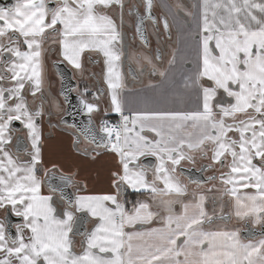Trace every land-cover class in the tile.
I'll list each match as a JSON object with an SVG mask.
<instances>
[{"label":"snow or ice","instance_id":"obj_1","mask_svg":"<svg viewBox=\"0 0 264 264\" xmlns=\"http://www.w3.org/2000/svg\"><path fill=\"white\" fill-rule=\"evenodd\" d=\"M124 8L125 0H15L0 7V209L22 218L14 236L0 222V264H264V231L245 242L239 228L207 230L215 209L209 214L207 196L190 193L181 179L182 163L201 159L209 161L204 169L218 166L219 176L207 182L219 180L221 187L213 183L207 191L229 197L233 209L225 215L221 208L218 218L234 215L264 229V0H197L191 9L182 8L195 32L194 70L185 88L199 103L191 111L133 109L122 100ZM152 8L153 0H145L146 16L136 12V31L145 44L144 20L157 23ZM113 9L120 10L117 18ZM162 23L168 31V19ZM54 49L60 62L81 71L85 53L104 58L109 106L103 111L118 113L120 121L102 120L99 135L94 126L79 131L95 145V155L104 149L118 161L108 193L67 195L65 188L80 183L76 173L61 172V185L52 184L60 169L45 165L38 121L46 114L44 91L50 86L46 56ZM142 60L166 77L152 57ZM174 60L173 55L169 64ZM88 92L85 87L79 95L91 125L104 93H92L89 101ZM14 122L30 139L24 160L8 151L11 133L18 131ZM73 146L80 151L79 137ZM142 157L156 162L144 164ZM191 182L198 188L203 183ZM127 189L147 198L129 207L121 199ZM85 215L95 224L80 233L77 252ZM155 221L161 226L147 227Z\"/></svg>","mask_w":264,"mask_h":264},{"label":"flooded vegetation","instance_id":"obj_2","mask_svg":"<svg viewBox=\"0 0 264 264\" xmlns=\"http://www.w3.org/2000/svg\"><path fill=\"white\" fill-rule=\"evenodd\" d=\"M15 0H0V7H9V5L13 4ZM197 0H153V8L152 14L156 18L157 23L153 24L152 21H146L147 31H148V46L145 47L135 35V19L136 12L139 14H144L146 16L145 11V0H125V8L123 10V24L121 25V32L123 36V47H122V59H121V73L122 76L126 79L124 84L127 88H136L142 89L148 92H155L158 87H161L160 91L165 90H173L176 87L175 82V65L178 60H181L179 51H181L184 46L185 41L195 43L193 36L195 32L193 31V26L191 24V20L189 17L185 15V12L182 8L191 9L192 5L195 4ZM50 6H54L50 2ZM182 6V7H180ZM194 10V9H193ZM119 9H113L114 18H117V14L119 13ZM131 13V14H130ZM167 18L169 22V29L165 31L163 28V19ZM117 23L120 24V20L117 19ZM196 45V44H195ZM159 55L160 59L156 60L155 56ZM175 56V60L169 64V61L172 59V56ZM149 56L153 58V64L157 69L163 70L166 72V77H161L158 72H153L152 65L147 64L146 61L142 60V57ZM61 58L57 55V51L54 49L53 51L48 52L46 56V64H47V80L50 84L45 85L44 95L46 97L44 101V107L46 109V124L50 129L54 126H58L61 128H65L70 131L73 135L74 140L79 137L80 141V152L85 154V150L82 149L84 144H89L85 141L80 135L77 134L73 127H69L66 124H62L61 121L65 116L66 106L60 96V89L62 81L57 75V68L61 67V63H64L68 68L72 71V77L77 81L78 87L75 89L76 93H80L84 88V84L88 81L95 80L96 83L93 84L92 87H99V92L104 93L100 96V107L101 111L98 113H93V118L98 121H102L108 116L104 115V109L109 105V101L106 100L107 89L101 78V75H104L106 71V66L104 64V58L99 55V58L96 55H89L85 53L82 58L83 70H76L67 62H60ZM96 61V63H93ZM184 69L180 71V85L182 90L179 93H175L174 97H170L169 106L176 107L179 110L183 107L184 103L188 101L189 97L192 99V109H196L198 106V100L194 91L190 88H185V83L188 81V78L192 75L194 70L195 63V53L192 50L191 56H186L184 58ZM97 67V70L94 68ZM62 68V67H61ZM97 73H99V79L97 77ZM207 86V85H205ZM220 97L218 96V99ZM28 102L32 104V98L30 96L27 97ZM40 101L37 99L36 104H39ZM57 108H61L63 113H60L57 117L55 113ZM182 110V109H181ZM188 111V110H184ZM57 117V119L55 118ZM23 135L28 143L27 151H31L30 139L27 136V133L23 129L21 125L18 131L12 132V146L11 149L13 154L16 157L21 156L22 159H26V153L17 154L14 151L15 144L17 142V135ZM50 136V135H48ZM90 145V144H89ZM19 147V143H17ZM74 147V146H73ZM75 148V147H74ZM76 149V148H75ZM93 147H91V151H93ZM208 160L197 159L195 164L183 163L181 167L195 168L196 170L202 171L201 173H194V178L197 181H204L208 176L217 175L219 176L220 171L217 166V170H213L211 168L204 169L203 166L208 164ZM226 171V170H225ZM60 173V172H57ZM43 176L42 173H38ZM61 174V173H60ZM182 175V174H181ZM183 176V175H182ZM184 177V176H183ZM185 183L188 186H194V190L197 192H201L207 196V203L205 207L210 209L219 208V211L216 212V220L215 223H221L226 226L239 228L240 236L243 241H247L248 239L244 238L243 235H251V234H261L264 229H262L259 225H252L250 222L237 220L233 217L230 220L219 219L220 210L223 208L225 215H230L232 209L230 207V198L227 196H223L222 194H218L217 192H208L207 189L213 187V183L217 188H220L219 180L209 183L207 181L203 182L201 186L198 188L195 183H191L189 179L184 177ZM74 189V187H73ZM49 191V190H48ZM242 191H251L249 189H245ZM121 199L124 201H129L130 204L136 200H143L141 195L133 196L130 193L129 189H127L121 196ZM219 201H221L219 203ZM8 213H13L10 209L7 210ZM5 209H2L0 212V222L4 223V217L7 214ZM14 214V213H13ZM15 215V214H14ZM17 217V216H16ZM22 223V222H21ZM5 224V223H4ZM211 224V225H214ZM6 227V225H5ZM15 228V226H14ZM16 231V229H15ZM259 237L255 238L258 239ZM83 237H81V240Z\"/></svg>","mask_w":264,"mask_h":264},{"label":"crops","instance_id":"obj_3","mask_svg":"<svg viewBox=\"0 0 264 264\" xmlns=\"http://www.w3.org/2000/svg\"><path fill=\"white\" fill-rule=\"evenodd\" d=\"M96 55L97 58H99V55ZM119 71L121 73V61L118 65ZM94 70H97V67L94 68ZM122 75V73H121ZM97 77L99 79V73H97ZM101 78L106 86L104 75H101ZM123 82H125V78L122 76ZM86 83L88 88L92 87L94 83H96L95 80H91ZM126 83V82H125ZM125 85V84H124ZM126 86V85H125ZM107 89V86H106ZM161 87H158L155 92H151L147 94L148 91H140L136 88H127L124 87L121 90V98L125 101L126 106L133 109H158V110H178L176 107L169 106L170 97H174V92L169 91H160ZM106 100L109 101L108 94L106 96ZM192 99L189 97L188 101H186L183 105V107L179 111L184 110H194L192 109ZM109 105L106 106V109ZM57 117L60 113H63V110L61 108H57L56 112ZM105 115V113H104ZM115 116L120 120V116L118 113H115L114 111H109L105 116ZM57 117H55L57 119ZM46 114L43 116L41 120L38 121V124L40 125V131L42 134V157L45 162V165L47 167H51L53 163H55L58 168L60 169V173L64 174H71L76 173V179L80 182L77 185H74L75 190V196L76 195H98V194H105L110 191H112L111 188V174L113 171L116 170L117 166V159L114 154L109 153L105 151L104 149L97 150L100 152V155H95L93 151H91V146L89 144H84L82 146V149L87 152V154H82L80 151L78 152L73 147V135L70 131L66 130L65 128H61L58 126H54L52 129L48 127L46 124ZM26 132V130H25ZM27 133V132H26ZM12 135V133H11ZM50 135V136H48ZM153 135V134H150ZM8 151L13 155L14 158H16L13 154V151L11 147H9ZM21 158V156H19ZM94 157V158H93ZM144 158L142 157L141 160ZM24 160V159H22ZM183 164V163H182ZM40 175V174H38ZM151 175V173H149ZM41 176V175H40ZM43 177V176H41ZM181 179L184 181V177L181 175ZM185 182V181H184ZM86 184V187L83 185ZM194 186H189L190 193L194 190ZM130 193H132L133 196L141 195L143 197V200L147 198V194H140L132 189H129ZM49 191L47 187L44 185L42 186V194H48ZM123 200V199H122ZM129 202V201H127ZM208 201H206L207 203ZM221 201H219L220 203ZM206 205V204H205ZM129 207L131 206L129 202ZM230 207L232 209L231 203ZM177 209H179V206H177ZM2 209H0L1 212ZM59 210V209H58ZM206 210L209 212V214L213 213V209H208L206 207ZM219 208H215V212H218ZM233 211V209H232ZM231 211V212H232ZM234 218H236L233 215ZM91 221L88 224V230H90L94 224L95 221L93 218H91ZM237 219V218H236ZM161 224L159 221H155L152 225H149L147 227H160ZM139 227V226H138ZM205 228L207 230H235L236 228L226 226L221 223H216L214 225H205ZM76 247L75 250L79 252L80 249V241L81 238L76 237ZM247 242V241H245Z\"/></svg>","mask_w":264,"mask_h":264},{"label":"water","instance_id":"obj_4","mask_svg":"<svg viewBox=\"0 0 264 264\" xmlns=\"http://www.w3.org/2000/svg\"><path fill=\"white\" fill-rule=\"evenodd\" d=\"M9 6H11V4ZM145 11H146V9H145ZM139 15L145 16L144 14H139ZM146 21H147V19L144 20L142 27L144 29V35L146 36V39H147L148 38V31H147ZM138 22H139V18H138V16H136V19H135V35H136V38L145 47H147L148 41H147V44H145L141 40L140 34L136 31ZM61 67L57 68V75L59 76L60 80L62 81L61 89H60V96H61V98H62V100L66 106L65 116L62 120V121H64V123H62V122L61 123L66 124L68 126L75 125V127H73V128L75 129L77 134L80 135L85 141H87V143L91 144L95 148V145L93 143H91L88 139H86L84 135H81L79 130L94 126L93 130L96 131L97 134L99 135L96 120L93 118V114H92L91 115L92 124L91 125L89 124V115L86 113V111L83 109V107L80 103V95L75 92V89L78 87L77 81L73 79L72 71L70 68H68L64 63H61ZM85 87H87V84H84V88ZM98 89H99V87H98ZM62 92H63V95L61 94ZM20 127H21V124L19 122H14V124H13L14 129L19 130ZM17 143H19V147L17 146ZM25 149H28V143H27L25 137L23 135L19 134V135H17V142L15 144L14 151L17 154L18 153L22 154V153H25ZM142 162L144 164H154L156 161H155L154 157H146L142 160ZM182 169H183L182 175L185 178L189 179L190 182L191 181H197L194 178V173L195 174L196 173L202 174V171L196 170L195 168L182 167ZM59 175H60V173H56V178L52 179V184L57 185V186L61 185V181L58 178ZM205 181H207V179L202 181V182H205ZM45 186L47 187V183H45ZM73 187L74 186L67 187L64 189V191L67 195L74 197L75 196V190L73 189ZM47 189H48V187H47ZM58 196H59V193H57V197ZM21 222H22L21 217H16L13 213H10V212L8 213V211H7V214L4 217V223L6 225V229L8 230V232L11 235H13V236L15 235L16 231H15L14 226L17 224H21ZM89 222H90L89 216L85 215L84 220L78 225V234L76 237H79V238L82 237V235H80V233H83L87 230V225ZM259 235H261V234L243 235V237L246 239H249V238L255 239V238L259 237Z\"/></svg>","mask_w":264,"mask_h":264},{"label":"rangeland","instance_id":"obj_5","mask_svg":"<svg viewBox=\"0 0 264 264\" xmlns=\"http://www.w3.org/2000/svg\"><path fill=\"white\" fill-rule=\"evenodd\" d=\"M193 31H194V28H193ZM192 50L196 51V45L195 43L193 42H189V41H185L184 42V46L182 47L181 51H179V54L181 57V60H178L176 62V65H175V75H174V78H175V82H176V87L174 89L175 93H179V91L182 90V87L180 85V71L184 69V58L186 56H191L192 55ZM163 71V70H162ZM84 89V88H83ZM140 91H144L143 88L142 89H139ZM83 91V90H82ZM165 91H169V92H174L173 90H165ZM147 94L151 93V92H146ZM87 95H90V92H88ZM86 95V96H87ZM91 96V95H90ZM92 97V96H91ZM15 156V155H14ZM16 157V156H15ZM124 200V199H123Z\"/></svg>","mask_w":264,"mask_h":264},{"label":"built area","instance_id":"obj_6","mask_svg":"<svg viewBox=\"0 0 264 264\" xmlns=\"http://www.w3.org/2000/svg\"><path fill=\"white\" fill-rule=\"evenodd\" d=\"M104 120H106V119H104ZM107 121H110L111 123H118L120 120H109V119H107ZM100 125H101V122L99 123V127H100Z\"/></svg>","mask_w":264,"mask_h":264},{"label":"trees","instance_id":"obj_7","mask_svg":"<svg viewBox=\"0 0 264 264\" xmlns=\"http://www.w3.org/2000/svg\"><path fill=\"white\" fill-rule=\"evenodd\" d=\"M108 118L114 119L115 116L109 115Z\"/></svg>","mask_w":264,"mask_h":264}]
</instances>
